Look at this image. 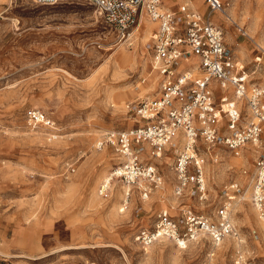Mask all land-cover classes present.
Returning <instances> with one entry per match:
<instances>
[{
	"label": "rangeland",
	"instance_id": "374dc122",
	"mask_svg": "<svg viewBox=\"0 0 264 264\" xmlns=\"http://www.w3.org/2000/svg\"><path fill=\"white\" fill-rule=\"evenodd\" d=\"M162 1L207 12L203 0ZM224 2L216 22L225 42L264 86V0ZM153 28L146 20L127 46L83 0H0V264H234L239 251L264 264V220L251 205L242 174L264 153V134L240 157L222 146L206 155L208 203L232 182L242 186L240 196L247 192L232 211L241 241L228 238L214 247L200 235L187 249L169 240L145 248L133 242V232L151 224L159 209L178 204L172 157L156 160L165 183L148 200L134 191L122 211L119 184L110 198L98 195L117 156L110 147L96 149L95 142L106 131L135 125L127 104L158 91L144 48ZM31 107L46 112L55 128L28 127L24 113ZM184 203L199 208L195 200Z\"/></svg>",
	"mask_w": 264,
	"mask_h": 264
},
{
	"label": "built area",
	"instance_id": "2783aa9c",
	"mask_svg": "<svg viewBox=\"0 0 264 264\" xmlns=\"http://www.w3.org/2000/svg\"><path fill=\"white\" fill-rule=\"evenodd\" d=\"M83 1L94 6L117 40L127 46L133 44L144 20L155 24L144 48L158 78V91L152 98L127 104L135 125L106 131L95 142L96 149L110 147L117 156L98 195L110 198L119 184L122 211L134 191L141 200H148L165 183L163 164L156 160L172 157V195L178 204L159 209L151 224L133 232V242L145 248L169 240L187 249L200 235H206L214 247L228 238L241 241L232 211L242 186L237 182L223 186L218 198L208 203L206 155L212 147L222 146L240 156L248 144L257 147L262 142L264 86L250 78L227 46L223 30L211 19L212 13L224 12V0H203L207 12L187 3L169 8L162 0ZM238 29L246 35L243 28ZM255 61L259 64L260 57ZM24 117L30 128H55V121L40 108H27ZM242 174L251 205L264 220V153L254 159L252 171L242 169ZM187 200H195L199 208L184 203ZM234 264L253 262L239 251Z\"/></svg>",
	"mask_w": 264,
	"mask_h": 264
},
{
	"label": "bare ground",
	"instance_id": "6f19581e",
	"mask_svg": "<svg viewBox=\"0 0 264 264\" xmlns=\"http://www.w3.org/2000/svg\"><path fill=\"white\" fill-rule=\"evenodd\" d=\"M145 21H146V20L143 21V24L145 23ZM143 24H142V26H143ZM142 26H141V27H142ZM141 27H140V29H141ZM124 60H125V56H124V55H120V57L117 58V61H118L119 63L124 62ZM253 146H254V145H253ZM236 157H240V156H236ZM248 189H249V188H248ZM245 192H246V191H245ZM245 192L240 196V198H238V199L236 200V202L239 201V200L242 198V196L245 195V194L247 193V192H246V193H245ZM236 202H235V203H236ZM218 246H220V244H219ZM218 246H217V247H218Z\"/></svg>",
	"mask_w": 264,
	"mask_h": 264
},
{
	"label": "crops",
	"instance_id": "0c3cea01",
	"mask_svg": "<svg viewBox=\"0 0 264 264\" xmlns=\"http://www.w3.org/2000/svg\"><path fill=\"white\" fill-rule=\"evenodd\" d=\"M164 3V2H163ZM165 5V4H164ZM167 7V6H166ZM169 8H171V7H169ZM220 16L217 14V13H212L211 14V19L213 20V22L214 23H216V24H218L217 22H216V19H218ZM151 25H153L154 27H155V24H151ZM219 25V24H218ZM220 26V25H219ZM238 31H239V29H238ZM239 33H240V31H239ZM246 33V32H245ZM241 34V33H240ZM242 35V34H241ZM247 35V34H246ZM237 59V58H236ZM173 213L174 212H176V211H172Z\"/></svg>",
	"mask_w": 264,
	"mask_h": 264
}]
</instances>
